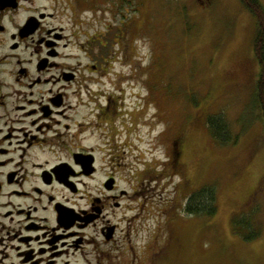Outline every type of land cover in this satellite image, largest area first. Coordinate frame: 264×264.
Listing matches in <instances>:
<instances>
[{
	"label": "rangeland",
	"instance_id": "obj_1",
	"mask_svg": "<svg viewBox=\"0 0 264 264\" xmlns=\"http://www.w3.org/2000/svg\"><path fill=\"white\" fill-rule=\"evenodd\" d=\"M44 4L63 24H81L89 36L105 33L109 49L118 41V58L91 80L93 92L113 93L128 111L122 124L117 120L115 139L108 131L127 195L108 209L118 229L116 242L104 244V263L264 264V94L256 99L255 15L241 0ZM210 114L226 118L236 143L212 137ZM205 185L217 189V214H187L188 196ZM254 211L262 233L245 240L232 219Z\"/></svg>",
	"mask_w": 264,
	"mask_h": 264
},
{
	"label": "flooded vegetation",
	"instance_id": "obj_2",
	"mask_svg": "<svg viewBox=\"0 0 264 264\" xmlns=\"http://www.w3.org/2000/svg\"><path fill=\"white\" fill-rule=\"evenodd\" d=\"M82 30L44 0H0V264H106L116 242L108 209L127 191L108 131L128 111L91 80L118 41Z\"/></svg>",
	"mask_w": 264,
	"mask_h": 264
},
{
	"label": "trees",
	"instance_id": "obj_3",
	"mask_svg": "<svg viewBox=\"0 0 264 264\" xmlns=\"http://www.w3.org/2000/svg\"><path fill=\"white\" fill-rule=\"evenodd\" d=\"M257 20V34L254 40V51L260 63V79L256 99L261 101L264 94V5L261 0H241ZM264 103V100L262 101ZM207 126L212 137L222 145L236 143L239 135L234 136L226 118L222 115L210 114ZM187 214L214 216L218 212V192L215 186L205 185L193 191L187 198L184 207ZM255 211L249 214L240 213L232 219V229L245 240H253L262 233Z\"/></svg>",
	"mask_w": 264,
	"mask_h": 264
}]
</instances>
